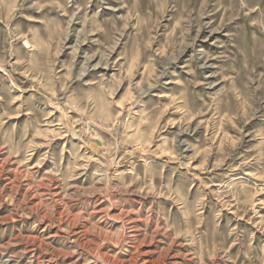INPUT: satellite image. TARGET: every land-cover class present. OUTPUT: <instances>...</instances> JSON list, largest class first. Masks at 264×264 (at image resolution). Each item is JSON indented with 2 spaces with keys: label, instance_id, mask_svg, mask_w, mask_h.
<instances>
[{
  "label": "rangeland",
  "instance_id": "1",
  "mask_svg": "<svg viewBox=\"0 0 264 264\" xmlns=\"http://www.w3.org/2000/svg\"><path fill=\"white\" fill-rule=\"evenodd\" d=\"M0 264H264V0H0Z\"/></svg>",
  "mask_w": 264,
  "mask_h": 264
}]
</instances>
